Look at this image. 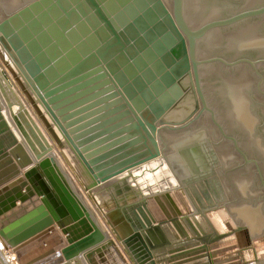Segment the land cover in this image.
Returning <instances> with one entry per match:
<instances>
[{"label":"bare ground","instance_id":"obj_1","mask_svg":"<svg viewBox=\"0 0 264 264\" xmlns=\"http://www.w3.org/2000/svg\"><path fill=\"white\" fill-rule=\"evenodd\" d=\"M7 1L9 7L4 9L5 7L0 6L2 9L0 25L28 0ZM175 1L177 11L184 18V0ZM244 1L246 5H249L255 0ZM208 7L210 9L207 12L210 14L222 11L220 7L213 6L212 3ZM32 13H35L34 10ZM55 14L56 11L52 10L42 25L50 24ZM29 16V13L14 16L12 26L8 25L7 28V36L11 43L9 44L16 49L17 53L13 56L16 58H14L15 62L19 60L18 52L22 49L24 52L20 51L22 52L20 55L22 60H26L27 51L22 40L27 33L18 31ZM26 29L29 31V27ZM254 29L227 35L225 40H227L228 50L263 56L264 31L258 33ZM7 36H5L6 39ZM7 51L9 50L0 51V145L3 146L2 152L9 153L17 143H20L30 162L18 167V176L25 177V184L17 187L16 192L11 191L8 199L0 201V264H19L13 249L22 241L15 242V240L24 235L28 229L34 228L39 221L44 224L48 219L66 245L38 264H188L187 261H181L189 256L187 254L194 252L199 255L204 254L205 260L203 259L201 264H234L236 262L254 264L264 258L262 257L264 234L258 236L260 232H264V187L260 188L256 185V178L250 170L252 166L245 167L248 170L240 168L239 164L242 163L240 148L234 145H218L212 148L205 142L206 139L203 140V133L195 132L194 140H188L192 143H187V138L181 142L187 143L188 146L182 147V144H179L175 148L176 162L170 165L168 161V163H161L160 170L157 172L156 166L160 162V154L163 153L161 146L156 142L164 140L163 142L167 143L168 138L173 134L163 136L164 131L175 133L185 131L188 125L171 129L162 127L159 130L162 134L158 133V129L152 128L157 132L153 131L150 138L151 144L146 149L150 153V160L145 159L147 155L141 150L133 156L127 154L125 158L122 157L114 165L106 168V172L104 170L96 172V168L89 163L90 158L85 160L83 158L80 161L74 147L72 149L60 146L51 134L44 131L42 126L40 127L37 118L32 116L29 98L26 96L28 93L25 94L28 90L25 75H22L24 71L19 72L18 64L9 58L10 53ZM246 73L241 69H234L224 75L216 76L219 87L215 99L221 106L222 117L226 116L230 120L229 129L243 137V145L246 148L243 149L248 153L257 150L254 153H259L260 164L264 168V146L260 145L259 139H256L260 137V130L255 125L256 118L251 111V106L256 99L249 97L252 78L250 79V75ZM110 83L111 88L114 87ZM107 88L106 90L109 91ZM30 98L34 99L32 96ZM37 98L42 99L39 95ZM202 102L200 101L201 106L199 104L198 116L201 117L204 114L203 110H206L214 117V112L207 109ZM33 103L37 105V102ZM110 106L112 105H109L112 110L113 106L112 108ZM49 112L48 114H51ZM49 116L52 117V115ZM13 120L19 122V125L16 124L17 127ZM153 122L154 124L150 123L151 126L149 124L150 128L155 125V121ZM177 136L180 134L176 133L172 138ZM100 138L97 141L94 140L96 141L92 146L94 150L101 149L105 145L106 139ZM59 149L64 152L72 170L78 172L85 190L78 186L71 176L62 175L67 165L64 164ZM91 150L88 151L91 152ZM108 150L106 148V152ZM121 153L118 154L121 155ZM151 165L155 176L149 180L144 178V174L146 168ZM218 165L220 166L217 169ZM225 169H230L228 175L224 177L219 175L217 178L219 171L222 172ZM216 170L218 173L215 174ZM26 175L31 177L26 178ZM43 188L47 191L45 192ZM255 192L259 194L255 195ZM88 195L96 201L105 221L92 205V199ZM57 209L62 210L63 215H59ZM40 230L37 229L29 237ZM86 238L89 240L86 241ZM82 240L85 241L81 242L79 247L65 251L66 248ZM233 241L234 251H229L232 253L217 252L220 248H227V245ZM220 254L222 257L217 258ZM191 255L193 254H190V257L195 256ZM211 256L215 258L210 261ZM231 257H234V260H229L232 259Z\"/></svg>","mask_w":264,"mask_h":264},{"label":"water","instance_id":"obj_2","mask_svg":"<svg viewBox=\"0 0 264 264\" xmlns=\"http://www.w3.org/2000/svg\"><path fill=\"white\" fill-rule=\"evenodd\" d=\"M20 7L9 19L22 13L30 15L18 32L27 33L22 44L36 67L34 73L27 71L43 97L49 98L63 87L88 83L95 74H108L135 112L150 111L155 126L177 128L197 118L203 101L196 78L197 36L188 29L175 0L171 4L165 0H28ZM52 10L61 23L59 29L55 22L42 26ZM263 12L253 11L241 18ZM68 36L71 41L63 53H57L60 41ZM48 71L53 75L46 79ZM2 149L0 145V201L25 184V177L18 176V167L30 162L20 143L9 153ZM57 212L63 215L62 210ZM37 229L40 231L29 237ZM20 241L13 249L19 264H38L66 245L50 219L44 224L39 221L15 240Z\"/></svg>","mask_w":264,"mask_h":264},{"label":"rangeland","instance_id":"obj_3","mask_svg":"<svg viewBox=\"0 0 264 264\" xmlns=\"http://www.w3.org/2000/svg\"><path fill=\"white\" fill-rule=\"evenodd\" d=\"M165 1L168 4H171L172 0H165ZM6 2L8 1L0 0V6L5 7L4 9H6L8 6ZM63 2L64 1H61L62 6H65L64 5L65 2L64 4ZM211 3L213 4V6L217 5L218 7H220V10L222 11L216 14L208 13L207 11H209L210 9V7L208 6H211ZM85 6L86 5H84V7ZM84 7H82L81 11H85ZM183 8H184V16H185L184 19H185L188 29L190 30V32H192L193 34L197 36L194 41V54H195V59L197 62L196 78H197L200 94H201V97L207 109L214 112V117L210 115L206 110H203L204 114H202L201 117L198 116L192 123H190V125H188L185 131L181 130V131L176 132L180 134V136L172 138V136L176 134L175 132L164 131L163 136L165 134L167 135L173 134V135H171V137L168 138L167 143H164L163 142L164 140H162V142H156L157 145L161 146L162 153H163L162 155L160 154V162H158L157 159H155L156 162H158V166H156V171L159 172L161 163L169 162V165H170L176 162L177 155L174 151L175 148H177L179 144L183 143L181 142L182 140L184 141L187 138L188 139L186 142L192 143L188 140L193 141L194 140L193 134L195 132H199V133L204 134V136L202 137L203 140L206 139L205 142H207V144H210L212 148L213 146L218 147V145H234L240 148L242 151V154L240 155V159L242 162L241 164H239L241 166L240 168L244 170L245 167L247 168L248 166V168H250V166H252L250 170L253 173L254 178H256L255 179L256 185L260 188H263L264 187V168L260 164L261 160L259 157V153H254V152H257V150L254 151L253 153H250V152L248 153L246 152V150L243 149L245 148V146L243 145L244 143L242 141L243 137L241 135L235 134L233 131H231V129H229L228 122L230 123V120L226 118V116L222 117L221 115L222 109H221V106L217 103L215 99V95H217L216 92H217V88L219 87L218 83L216 82V76L224 75L229 70L232 71L234 69H241L242 71L247 72L246 74L250 75V79L251 78L252 79H251V87H250L251 96L249 95V97H253L256 99L251 106V111L252 113H254V116L256 118L255 125L258 126L260 130V133H259L260 137H257L256 139H259L260 145L264 146V100H263L264 99V55L261 56L256 53L250 54V53H245V52L237 53L233 49L228 50V47H227L228 44L226 42L227 40H225L227 35L231 33L237 32L239 34V33H242V31L243 32L247 31L248 29L253 30V28H255L254 30L255 31L257 30L258 33H263L264 31V12L261 14L247 15L242 18L241 16H243L246 13L253 12V11L263 10L264 0H255L251 2L249 5H246L244 0H184ZM1 12H2V9L0 8V13ZM106 13L110 14L107 8H106ZM73 17L74 16L72 15V18ZM12 19L13 18L8 19L4 23L1 24L2 26L0 25V35H1L0 36V51L1 50L3 51V49L4 50L8 49L9 51L7 52H9L10 55L12 56L11 57L10 55H8L9 58L11 60H14L15 57L13 56L17 54L15 52L16 49L10 45L11 43L7 36V33H8L7 28L9 26L11 27L12 26L11 23L14 22ZM53 19L51 20L50 24L52 22L53 23L55 22V24H57V27L59 29L60 28L59 25H61V23L55 20V18ZM257 20L259 22H256ZM48 24H44V26L46 27L50 26ZM247 24L249 25L247 26ZM3 25H5V27ZM52 30L55 31V28ZM54 31L52 32L53 36L50 35L53 40H54V35L56 33ZM5 36H7V39ZM68 37H66V40L60 41L59 43L60 45L58 46L57 53L59 52L63 53L64 49L68 45V42H70V40L68 39H71L70 36ZM20 51L24 52V49ZM20 51L18 53L21 54L22 52ZM50 52L51 51L48 50V53ZM20 54H19V60H16V62L14 60V62L18 64L19 72L22 73L24 71L22 75L26 76V77L24 76V79H25V83H26L28 91H26L25 94L28 93L26 96L29 98L28 103L31 108V111L33 112L32 116L34 118H37V120L39 121L40 127L42 126L44 131H46L48 134H51V137H53L58 143H60V146L64 148L70 147L72 149L74 147L76 151L75 153L79 155L78 157H80V161H82L81 159L83 158L84 160L85 158L87 159L90 158L89 163H91V165L94 168H96L95 170L92 167V169H94L96 172L102 171V170L106 172V168L114 165L122 157L125 158V156H128V155L133 156V154H136L137 151H141V150H143L144 153H146L147 155L145 156V159L150 160L151 158L150 153H148L146 149L151 144L150 138L152 136L153 131H155L154 129L156 130L158 129V133H159L160 132L159 130L162 127H158L154 125L153 126L154 129L152 130V127L150 128L149 124L151 122L154 124L153 121L155 120H153L154 118L151 115L150 111L146 108L140 111L139 113L135 112L132 106L130 105V103L128 102V100L122 95L118 87L116 88V84L112 81V79L109 77L108 74H107V77H104L103 75L95 74L93 75V77L88 78V80L90 81L87 83V85L86 83L85 84L80 83V84H73L67 87H63L58 90H54L55 92L53 91L49 98H45L43 97V94L39 91V89L37 88L36 84L33 82L32 78L28 76L29 75L28 71L32 73L35 72L36 67L34 63L29 61L30 59L27 53L25 54L26 60H22V56ZM86 64L90 65L91 62H87ZM59 66L60 65L58 62V64H56V68L58 69ZM100 67L102 68L103 71H105L103 66H100ZM217 71H220V72H217ZM51 74H52V71H48L46 75V79L47 77H51L53 75ZM106 78L108 79L106 80ZM110 82L112 83V86L114 85V87L111 88V85H109ZM29 85H32L33 87L31 88V86ZM107 86H109V88H107ZM106 88L109 91H107ZM36 93L39 95V97L42 98L41 99L42 101L40 100V98H37L38 95L36 96ZM31 96L34 97V99L30 98ZM106 100L108 101V103ZM31 102L32 103L37 102V105L34 103L32 104ZM44 103L46 106L44 105ZM110 104L113 106V108L112 106H110L112 110H110L109 108ZM81 107L83 108L81 109ZM36 110H38V112ZM48 112L51 114H48ZM85 112L86 113L88 112V113L86 114ZM114 114L116 115L114 116ZM49 115H52V117H50ZM110 116L112 118H110ZM224 118H226L227 121ZM15 120H18V119H15ZM53 122H55V124L58 125L59 127L58 126L56 127V125ZM13 123L15 127L19 125L18 121L13 120ZM55 127L57 129H55ZM17 129H20V128H17ZM61 129L63 132L61 131ZM60 132L64 134L62 135ZM160 133L162 134V132ZM65 134L66 136H64ZM161 134L160 136L161 138H163ZM71 135L74 137H72ZM99 136L100 137L102 136L101 137L102 139L103 138L106 139L104 142L105 145L102 146L101 149L94 150L92 146L97 141V139L100 138ZM88 141L90 142L88 143ZM187 143H184L181 146L186 147L188 146ZM54 144L57 145L56 143ZM107 146L110 147L109 150ZM91 148L94 151H92ZM106 148L108 150L107 152H106ZM88 150H91V152ZM61 151L62 150L59 149V152L61 153L60 156L64 160V164L67 165L65 168L66 170L68 169L69 171L68 172L65 169H63L65 170V172H63L62 175L64 177L66 175L71 176L73 179H75V181L77 182V185L80 186L83 190H85L82 184V180L80 179L78 175V172L75 171L74 169H73L74 171L72 170V168L70 167V163L65 158L64 152L63 151L61 152ZM118 153L119 154L121 153V155H119ZM97 154L99 155L97 156ZM219 166L220 165H218L217 169L219 168ZM229 170L230 169H227V170L225 169L223 170L224 172L219 171L220 174L216 170L215 174L218 173L217 178L219 175H222L221 177H224L228 175ZM245 170H248V169H245ZM154 176H155V171L153 170L152 165L151 167L148 166L146 168L144 178L151 180L154 178ZM254 194L258 195L259 193L255 192ZM89 195L88 197L92 199L91 200L92 205L95 207L98 214L103 218L102 220L105 221L104 216L102 212L100 211V208L97 205L96 201L92 198V196H89ZM106 225L108 226L109 224L106 223ZM263 234L264 232L262 231L260 232V234H258V236L263 235ZM255 237H257V235ZM262 257H264V253ZM254 264H264V258H262V260L259 259Z\"/></svg>","mask_w":264,"mask_h":264},{"label":"crops","instance_id":"obj_4","mask_svg":"<svg viewBox=\"0 0 264 264\" xmlns=\"http://www.w3.org/2000/svg\"><path fill=\"white\" fill-rule=\"evenodd\" d=\"M176 221H179V220H176ZM181 233H183V231H182ZM198 242H199L200 245H203L200 241H198ZM233 243H234V241L231 242V243H229V244L227 245L228 247L226 246L227 248H225V249H224V248H222V249L220 248V249L217 250V252L220 253V252H229V251H232V250L234 251V247H235V246L232 245ZM203 246H204V245H203ZM212 246H214V245H212ZM212 246H210V248H211ZM232 248H233V249H232ZM194 253H196V252H194ZM194 253H190V254H193V255H191V256H194V255H195L194 257H190V254H187V255H189V256H188L187 258H185V259H184L183 261H181V262H186V261H187L188 264H194V262H198V264H201L202 261L205 260V258L203 257V256H204L203 253L200 254V255L197 254V253H196V254H197V255H196V254H194ZM229 253H232V252H229ZM221 255H222V254L218 255L217 258H219ZM226 256H227V255H226ZM211 257H212V259L209 258L210 261L213 260V258H215V256H211ZM221 257H222V256H221ZM231 258H232V259H229V260H234V257H231ZM203 259H204V260H203ZM191 260H192L193 262H192ZM220 260H221V259H220ZM229 260H228V261H229ZM190 261H191V262H190ZM178 263H179V262H178ZM186 264H187V263H186ZM225 264H226V263H225ZM234 264H239V262H236V263H234Z\"/></svg>","mask_w":264,"mask_h":264}]
</instances>
